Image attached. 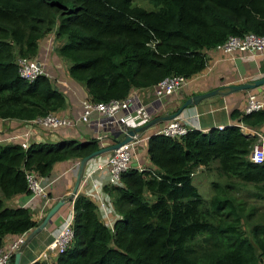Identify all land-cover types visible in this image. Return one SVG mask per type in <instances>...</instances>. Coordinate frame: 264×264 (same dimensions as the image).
I'll return each mask as SVG.
<instances>
[{
	"label": "trees",
	"instance_id": "16d2710c",
	"mask_svg": "<svg viewBox=\"0 0 264 264\" xmlns=\"http://www.w3.org/2000/svg\"><path fill=\"white\" fill-rule=\"evenodd\" d=\"M0 0V119L26 120L62 109L67 95L53 79L27 81L16 57L34 58L40 38L53 33L56 54L67 74L89 98H123L169 74L191 77L207 62L206 50L229 35L264 36V0ZM239 122L256 125L264 110H233ZM238 126L179 136L152 133L146 139L151 164L129 167L118 184H106L117 214L109 227L96 202L78 192L72 199V236L54 260L26 264H261L264 211L256 212L237 185L247 184L264 199V162L248 159L254 141ZM93 138L30 140L25 148L0 141V245L5 235L37 224L26 206L4 198L29 193L25 172L46 176L53 163L79 160L96 149ZM214 168L204 198L192 182L197 166ZM246 226V228L244 227Z\"/></svg>",
	"mask_w": 264,
	"mask_h": 264
},
{
	"label": "crops",
	"instance_id": "0c3cea01",
	"mask_svg": "<svg viewBox=\"0 0 264 264\" xmlns=\"http://www.w3.org/2000/svg\"><path fill=\"white\" fill-rule=\"evenodd\" d=\"M53 33L40 38L38 42V51L34 58L43 62L46 70L50 73L54 85L67 95V104L60 109L66 115L75 117L80 110V100L87 97V92L83 84H79L69 79L66 71L67 61L59 57L54 45ZM207 62L204 68L193 75L178 91L165 95L162 98L154 97L151 87L140 88L133 94V101L136 105H141L149 114V119L156 115L169 113L180 102L193 93H199L215 87L221 91L226 89V84L239 83L264 76V52L254 51L243 54H227L222 51L211 48L206 50ZM257 87L238 90L222 94H212L200 99L195 105L188 106L180 113L178 119L186 125L193 126L201 131H207L209 128H217L219 124L227 126L238 123V116H233V110H241L242 104L247 94L254 93L261 100L264 110V83ZM100 116L93 114L90 116L89 123H79L76 127L61 126L55 129H45L35 127L31 130L30 140H48L54 141L57 138H77L91 137L100 131L101 126H96V120ZM162 121L151 126L146 131L141 132L142 136H147L149 132L155 129L156 125H161ZM245 124V123H244ZM24 126L23 121L18 119H0V141L6 142V137L18 132ZM256 132L264 135V120L256 125H247ZM219 129V128H218ZM254 136V135H253ZM255 137V136H254ZM112 136L104 137L98 141V145H107L111 143ZM145 141V140H143ZM143 151L135 149L132 153L131 162L138 165H151L146 153V142ZM105 153L96 155L88 159L83 167L81 178L74 195H70L77 166H72V160L57 161L52 164L48 175L41 177V183L44 186L45 196H36L27 201V194L19 193L9 198H4V203L8 206H26L31 210L35 220L42 218L47 209L57 200L64 199L51 216V220L46 223L39 232L32 236L27 244L22 248L19 256V264H26L35 259H42L50 262L54 260L55 255L52 251L46 250V258H37L45 244L49 242L56 233L60 222L72 212V199L78 193H83L96 202V213L105 224L111 226L114 218L117 216L113 210L109 195L103 190L106 185L107 172L102 168ZM203 167L201 165L196 168ZM195 168V169H196ZM204 168V167H203ZM192 176V175H191ZM45 197L48 201L44 202ZM45 204V205H42ZM12 236L5 235L4 243ZM264 264V258L261 259Z\"/></svg>",
	"mask_w": 264,
	"mask_h": 264
},
{
	"label": "built area",
	"instance_id": "2783aa9c",
	"mask_svg": "<svg viewBox=\"0 0 264 264\" xmlns=\"http://www.w3.org/2000/svg\"><path fill=\"white\" fill-rule=\"evenodd\" d=\"M214 48L227 54H243L257 50L264 52V36L253 32H246L242 35H229L222 42L216 44ZM15 61L19 76L27 81L34 79L38 75L51 76L48 70L45 69L43 62L39 61L37 58L21 56L16 57ZM191 77H184L181 74H169L150 87L154 97L159 99L165 95L178 91ZM136 90L137 89H131L125 97L120 99L112 98L101 101L93 100L88 96L82 98L79 103L80 110L75 117L66 115L60 110H55L22 120L24 126L20 130H17L18 132L6 137V142L18 143L22 148H25L29 142L31 130L33 128L42 127L45 129H55L61 126L76 127L79 123H89L90 116L93 114L100 116V118L96 120V126H101V129L89 138L95 139L97 143L107 136H112L110 139L111 142L114 139H120L127 129L142 125L149 120V114L144 107L136 105L133 101V94ZM262 104L261 100H259L254 93H249L246 95L240 111L248 113L253 110H258L262 107ZM235 125L238 126L239 131L243 134L255 136L254 141L249 147L248 159L256 163L264 162V135L256 132L255 129L245 126L242 122L238 121ZM222 127L221 124L217 126L219 129ZM188 128L194 127H189L176 116L166 120V122L161 125H156L152 132L168 136H179L185 133ZM140 133H134L131 135V140L120 144L110 151L104 152L105 157L101 166L107 172V184H118L120 172L129 167L142 170L151 166L138 165L131 162L135 144L148 137V135L142 136ZM77 163L78 160L73 161L72 166H77ZM192 173L193 172H191V175ZM25 177L29 189L27 201L36 196L44 197L45 190L41 183V177L43 176L37 174L33 170H28L25 172ZM48 200V197H45L44 202ZM25 234L26 232L18 233L12 236L7 242L1 243L0 264H11L13 252L20 246ZM71 236L72 212L60 222L56 233L52 239L45 244L37 258H46V250L52 251L54 254L62 251L70 241Z\"/></svg>",
	"mask_w": 264,
	"mask_h": 264
},
{
	"label": "water",
	"instance_id": "95a60500",
	"mask_svg": "<svg viewBox=\"0 0 264 264\" xmlns=\"http://www.w3.org/2000/svg\"><path fill=\"white\" fill-rule=\"evenodd\" d=\"M264 83V76L258 77L252 80H247L239 83H229L226 84V89L224 91H221L218 87L202 91L199 93H193L190 96L184 98L180 104L176 105L172 111L165 114H160L152 117L145 123L139 126H135L133 128H129L126 130V132L123 134V136L120 139H114L111 143L107 145H100L96 149L90 151L89 153L83 155L77 163V170L75 175V180L70 192V195H68V199H70L74 193L76 192V189L78 187L81 174L83 171V167L86 163V161L96 155H99L101 153L107 152L112 150L113 148H116L120 144L127 142L131 140V135H133L136 132H143L149 129L151 126L160 123L162 121H166L168 119L174 118L176 116H179L182 111L186 109L188 106L195 105L200 99L204 97H208L212 94H226L232 91H238V90H246L251 89L254 87L259 88L258 86ZM154 132H149L148 136ZM64 199L57 200L51 207L47 209L45 214L42 216L41 219L38 220L37 224L31 228L25 235L22 243L20 246L13 252L11 264H19V256L22 248L27 244V242L32 238L33 235H35L37 232H39L43 227H45L46 223H48L51 219V216L55 213V211L58 209V207L63 203Z\"/></svg>",
	"mask_w": 264,
	"mask_h": 264
},
{
	"label": "rangeland",
	"instance_id": "374dc122",
	"mask_svg": "<svg viewBox=\"0 0 264 264\" xmlns=\"http://www.w3.org/2000/svg\"><path fill=\"white\" fill-rule=\"evenodd\" d=\"M135 1H136V3L143 5V6L148 5V3L145 0H135ZM53 43H54V41H53ZM69 79H71L72 81H75L74 79H72L70 77H69ZM75 82H77V81H75ZM77 83H79V82H77ZM144 145H145V141L140 140L139 142H137L135 144L134 149H137V151L139 153V151L140 152L143 151V149L145 147ZM191 177H192V182L195 184L198 192L204 198H207L208 196H210L214 192L213 187L211 185L212 180L217 181V182H223L225 180L224 177L217 174V172L215 171L214 168L206 169L203 167H199V168L194 169ZM236 188L237 189L234 190L235 194H237L240 197H243V199L246 201L247 205H253L256 208V212L264 211V199L261 197H257L255 195H252L251 192H249L251 190V187L249 185L239 184L236 186ZM244 227L246 228L245 225H244Z\"/></svg>",
	"mask_w": 264,
	"mask_h": 264
}]
</instances>
